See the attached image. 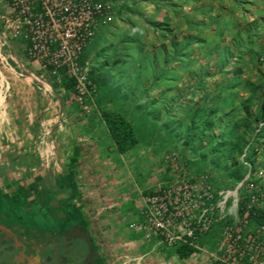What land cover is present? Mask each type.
Here are the masks:
<instances>
[{"label": "rangeland", "instance_id": "1", "mask_svg": "<svg viewBox=\"0 0 264 264\" xmlns=\"http://www.w3.org/2000/svg\"><path fill=\"white\" fill-rule=\"evenodd\" d=\"M109 1L113 3L111 17L101 21L95 37L84 49V64L96 84V93L81 103L75 85L70 89L65 86L77 118L72 123L67 114L61 113V118L66 117L65 126L78 130V118L82 125H90V118L104 119V110L121 113L132 121L139 137L136 152L142 153L140 165L134 162L137 166H130L131 174L139 183L144 178L153 183L143 195L174 182L178 163L193 178L205 175L216 191H235L243 183L238 190L241 206L254 193L260 198L256 210H264V137L253 142V163L247 159V148L235 156L248 166L240 181L217 165L209 151L208 137L221 132L226 123L224 113L239 108L250 95V89H264L259 73V69L264 70V60H259L264 58V0ZM3 4L0 1L2 11ZM64 76L48 74V78L63 85ZM229 85L232 88L227 91ZM232 91L236 102L234 107H228L222 96ZM199 105L210 109L220 106V112L212 118L211 127L200 120L192 131L194 137L188 141L192 115ZM243 109L241 106L239 116ZM253 111H259L256 104ZM205 117L202 116L203 120ZM258 125L254 132L264 121ZM205 126L207 134L199 139ZM174 152L179 157L172 162L167 155ZM117 159L120 162L121 158L116 156ZM143 164L145 168L140 167ZM18 208L26 211L23 204ZM17 212L21 218L25 217V213L18 209ZM35 217L34 222L26 216L22 223L29 222V228L25 226L28 229H51L58 223L55 220L43 223L37 220L40 215ZM220 231L221 225L216 224L204 236L217 243ZM198 242L206 243L203 239ZM117 257L121 264H127L122 254ZM125 257L140 260V255L128 253Z\"/></svg>", "mask_w": 264, "mask_h": 264}, {"label": "crops", "instance_id": "2", "mask_svg": "<svg viewBox=\"0 0 264 264\" xmlns=\"http://www.w3.org/2000/svg\"><path fill=\"white\" fill-rule=\"evenodd\" d=\"M0 1V211L22 228H29L26 216L64 227L77 223L94 241L95 264H121L119 254L127 264H214L209 255L220 238L215 243L201 235L202 249L185 258L158 238H144L136 226L143 221L142 195L153 183H139L129 169L140 165L141 151L120 153L103 118H90V125L78 118V130L65 126L61 113L77 120L65 85L48 78L24 42L5 31L7 0Z\"/></svg>", "mask_w": 264, "mask_h": 264}, {"label": "built area", "instance_id": "3", "mask_svg": "<svg viewBox=\"0 0 264 264\" xmlns=\"http://www.w3.org/2000/svg\"><path fill=\"white\" fill-rule=\"evenodd\" d=\"M112 11L109 0H7L2 21L5 31L22 40L27 54L44 69L72 79L77 98L84 103L97 88L81 56ZM178 157L175 152L167 155L172 162ZM175 170L174 182L143 195V221L136 227L144 231V238H158L170 247L189 244L196 253L202 249L200 236L220 224V242L210 252L211 261L264 264V222L254 226L251 214L259 208V194L253 193L241 206L238 190L243 183L235 191H216L205 175L193 178L178 163Z\"/></svg>", "mask_w": 264, "mask_h": 264}, {"label": "trees", "instance_id": "4", "mask_svg": "<svg viewBox=\"0 0 264 264\" xmlns=\"http://www.w3.org/2000/svg\"><path fill=\"white\" fill-rule=\"evenodd\" d=\"M155 23L156 25L161 24V22ZM259 60L263 61L264 58ZM84 61L85 54L83 51L81 62L84 63ZM259 73L260 80L262 81L261 87L263 88L264 70L259 69ZM91 77L94 80L97 79L96 76L92 74ZM64 78V85L69 89L73 88L74 81L67 76H64ZM231 88L232 86H227V91ZM249 91L250 95L244 102L240 103L238 106L239 108L234 107V103L236 102V96L234 95L235 92L232 91L228 96H222L225 102H227V106H232L234 109L224 113L226 123L222 127L221 132L219 134L212 133L208 136L210 142L209 151L214 156L215 162L217 165L226 170L235 181H240L243 179L245 172L248 169V166L244 163V161L242 160L240 162V160L235 159V156L242 154L247 148V159L253 163L255 152V145L253 142L259 141L264 137V125H262L259 130L254 132V128L257 129L259 126V121H264V89L252 88ZM255 104L259 108V111H253V105ZM241 106H243L244 109L242 110V116H239V109ZM209 109L210 108L208 106L203 105L196 107L192 115L193 125L191 126V132H189L190 134L187 136L188 141L194 137L192 131L193 129L195 131V127L200 120L209 124V127L213 125L214 121L212 118L220 112V106H216L210 110ZM205 115L206 117L203 120L202 116ZM103 117L110 135L120 153H127L139 143V137L137 135L136 129L132 121H130L125 115L115 111L104 110ZM202 134H207L206 126L199 134V139H203ZM252 214L253 225L264 222V210H258ZM176 251L180 257L185 258L194 253L196 248L189 244H181L176 246Z\"/></svg>", "mask_w": 264, "mask_h": 264}, {"label": "flooded vegetation", "instance_id": "5", "mask_svg": "<svg viewBox=\"0 0 264 264\" xmlns=\"http://www.w3.org/2000/svg\"><path fill=\"white\" fill-rule=\"evenodd\" d=\"M0 211V264H95L98 261L91 236L77 223L51 229L19 227Z\"/></svg>", "mask_w": 264, "mask_h": 264}]
</instances>
